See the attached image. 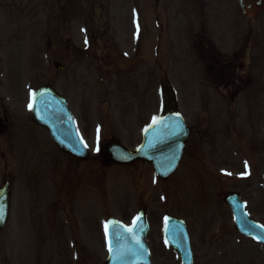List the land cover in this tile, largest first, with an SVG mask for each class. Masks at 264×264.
I'll use <instances>...</instances> for the list:
<instances>
[{
    "label": "rangeland",
    "instance_id": "374dc122",
    "mask_svg": "<svg viewBox=\"0 0 264 264\" xmlns=\"http://www.w3.org/2000/svg\"><path fill=\"white\" fill-rule=\"evenodd\" d=\"M77 3L79 11L89 9V0ZM141 3L139 0V14H144ZM94 4L109 6L110 18L105 7L93 25L85 26L79 17L69 32L80 36L83 44L80 41L77 46L81 49L86 37H113L122 53L119 57L107 58L100 50L101 43L96 42L89 53L57 60V55L47 53L49 42L67 33V26L63 29L57 19V0H0L1 100L13 118L25 120L26 132L33 133L28 107L32 94L50 84L67 99L90 161L81 164L58 155L50 142L48 159L61 171L79 166L81 175L92 174L95 211L92 240L86 236L78 245L73 237L76 228L73 225L70 230L64 219L59 251L44 243L38 221L11 218L0 234V264L10 260L11 264H103L108 256V219L130 226L141 206L150 207L152 264H180L162 239L166 214L187 222L194 264H264V247L237 235L222 202L228 192L240 193L250 218L264 226V11L255 20H248L235 1L233 6L227 3L217 23L201 34L200 29L192 28L187 40L183 29H175L174 44L169 45L174 55L167 51L157 54L164 81L151 54L144 51L136 55L140 29L136 17L131 22L128 18L136 0H95ZM144 29V46L149 42L151 51L155 30ZM199 36L211 39L216 55L229 56L247 49L243 60L239 59V66L244 63L245 67L235 72L234 83L228 88L223 86L225 81L214 78L219 62L204 72L203 62L193 56L201 46ZM204 57L209 60L208 54ZM56 62L65 67L63 72L54 68ZM165 82L174 89L176 106L187 124L194 133L199 131L178 172L163 183L155 181L153 172L143 164L104 167L100 149L108 142L118 140L131 150L141 143L143 129L160 114V83ZM251 82L261 87L254 95L249 89ZM35 132L40 140L44 138L42 130ZM7 164V158L0 160V188L8 181ZM88 185L91 183L85 180L81 186L80 198L85 203ZM87 229L86 221L85 232Z\"/></svg>",
    "mask_w": 264,
    "mask_h": 264
},
{
    "label": "flooded vegetation",
    "instance_id": "af4514ba",
    "mask_svg": "<svg viewBox=\"0 0 264 264\" xmlns=\"http://www.w3.org/2000/svg\"><path fill=\"white\" fill-rule=\"evenodd\" d=\"M66 1L69 3L73 0ZM89 1L90 3L92 2L93 9L90 6L89 9L74 11L71 4L65 5L64 0H57V19L61 22L60 24L63 29L67 26L66 34L63 32L59 34L56 42L52 44L49 42L47 53L57 55V60L74 58L75 55L88 53L93 50L96 42L101 43L100 50L107 58L121 54L116 44L117 41L113 37L94 38L90 36L82 38L84 42L87 40L84 49L77 46L82 42L80 36H72L69 32L74 21L81 17L84 25L90 27V23L93 25L94 21L100 18L103 9L106 7L105 5H99L98 10H95L94 0ZM142 1L144 3V14L140 12L139 17V0H136L137 5L134 6L135 10L130 11L129 9L128 11L129 21H133L131 19L135 14L138 19L136 23L154 26L158 31L155 42L156 50L159 52V48L164 45V51H167L171 56L174 55L175 50L169 45L174 44L175 29H183V37L186 39L187 35L191 32L190 29L200 28L203 30L216 24V19L219 18L226 4L231 3L233 6L235 2V0H226L227 3L225 4V0ZM149 3L150 5L147 6ZM105 12L110 18L109 6L106 7ZM198 39L200 40V44L205 47V50H208L207 45H211V39L205 40V36H199ZM162 40L164 42H161ZM142 45V37H140L139 48L141 50H143ZM53 50L55 51L53 52ZM218 57H221L222 70L234 73L238 69L239 60L237 53H232L230 56L219 54ZM168 91L171 92V88ZM24 121V119H16L10 115L0 96V129H7L5 135H0V160L8 159L7 178L9 180L10 191V218H21L30 222L38 221V225L43 233L42 239L44 243L46 245L49 244L53 248L55 247L57 251L63 247L64 219L67 221L70 230H73V225L76 228L77 233L73 234V237H77V240H75L76 245L86 236L91 241L94 231L95 212L94 180L92 174L91 176L88 173L87 175L85 173L81 175L79 173V166L73 167L72 170L61 171L60 166L51 164L47 154V138L44 137L40 140L37 133L26 132V122ZM83 135L86 136V133H83ZM191 136L192 138L194 137L192 130ZM192 138H190L189 143ZM188 146L187 149H190L191 145L189 148ZM194 151L198 150L195 149ZM140 164L148 166L145 163ZM149 168L153 170L151 166ZM85 180H89V183H91V185H88L87 205L81 201L83 198H80L82 193L81 186ZM157 180L156 178L155 181ZM20 200L23 201L22 205L19 203ZM222 201L224 203V199ZM149 208L141 206L140 210L146 209L148 214ZM86 221L88 223L87 232H85ZM187 227L189 229L188 225ZM190 228L192 229L191 225ZM1 260L2 258L0 257ZM9 264H11V260Z\"/></svg>",
    "mask_w": 264,
    "mask_h": 264
},
{
    "label": "water",
    "instance_id": "95a60500",
    "mask_svg": "<svg viewBox=\"0 0 264 264\" xmlns=\"http://www.w3.org/2000/svg\"><path fill=\"white\" fill-rule=\"evenodd\" d=\"M242 13L255 18L264 8V0H239ZM62 71L63 66L55 64ZM31 118L35 125L49 133L60 151L80 161L88 159V153L77 134L67 102L50 86L45 85L35 93ZM2 133V132H0ZM4 133V132H3ZM189 137L182 116L169 107L157 122H152L143 132V142L135 151L126 150L118 143L105 147L103 164L129 165L137 161L152 164L155 173L166 180L177 170ZM10 195L8 185L0 190V230L8 219ZM227 205L235 216V226L240 235L264 244V229L250 220L239 194L227 197ZM108 225L109 257L105 264H151L146 244L148 223L145 211H141L131 227H125L110 219ZM166 243L176 250L183 264H192L193 257L187 229L182 221L171 216L166 218L164 229Z\"/></svg>",
    "mask_w": 264,
    "mask_h": 264
},
{
    "label": "snow or ice",
    "instance_id": "6c2138e0",
    "mask_svg": "<svg viewBox=\"0 0 264 264\" xmlns=\"http://www.w3.org/2000/svg\"><path fill=\"white\" fill-rule=\"evenodd\" d=\"M85 43H87V40H85ZM32 95L35 96V93H33ZM28 107L31 110L33 106H32V104H29ZM153 122L156 123L157 122V118L154 117L153 118ZM85 147H87V145H85ZM97 150H99V149H97ZM134 223H135V221H134ZM105 235L106 236L108 235V225L107 224H105ZM109 251L110 252L113 251V249L111 248V246H109Z\"/></svg>",
    "mask_w": 264,
    "mask_h": 264
}]
</instances>
